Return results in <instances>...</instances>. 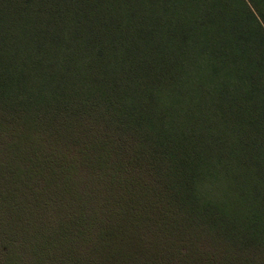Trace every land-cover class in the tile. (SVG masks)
<instances>
[{"label":"trees","instance_id":"1","mask_svg":"<svg viewBox=\"0 0 264 264\" xmlns=\"http://www.w3.org/2000/svg\"><path fill=\"white\" fill-rule=\"evenodd\" d=\"M0 264H264V0H0Z\"/></svg>","mask_w":264,"mask_h":264}]
</instances>
